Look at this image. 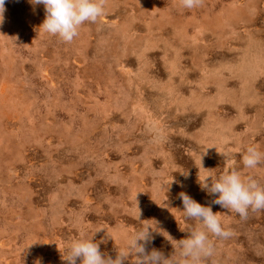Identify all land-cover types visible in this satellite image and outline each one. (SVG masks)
Segmentation results:
<instances>
[{
    "label": "rangeland",
    "instance_id": "374dc122",
    "mask_svg": "<svg viewBox=\"0 0 264 264\" xmlns=\"http://www.w3.org/2000/svg\"><path fill=\"white\" fill-rule=\"evenodd\" d=\"M101 2L104 15L65 43L40 28L43 5L5 0L0 264H67L62 251L81 237L115 258L142 221L161 231L147 250L171 256L165 236L195 226L181 192L233 233L210 236L200 264H264V211L241 218L199 185L233 170L264 186V163L241 159L249 146L264 154V0Z\"/></svg>",
    "mask_w": 264,
    "mask_h": 264
},
{
    "label": "clouds",
    "instance_id": "9594fccd",
    "mask_svg": "<svg viewBox=\"0 0 264 264\" xmlns=\"http://www.w3.org/2000/svg\"><path fill=\"white\" fill-rule=\"evenodd\" d=\"M33 6L43 5L45 19L41 29L51 35L58 36L63 42L71 43L79 35V28L85 22L95 23L104 15L101 0H28ZM199 0H182L183 7L191 9ZM5 0H0V16H3ZM227 156V153H223ZM242 164L246 169H255L264 163V154L255 146H249L242 154ZM185 175H187L185 173ZM211 177V181H209ZM201 190L213 196V205L230 210L241 218H247L250 211H264V186L254 177L246 178L237 171L225 170L215 177L208 172L199 174ZM183 215L195 221L188 238L175 241L170 235L165 236L175 248V252L166 257L157 249L147 250L153 240L154 232H161L158 226L151 223H140V228L126 239V247L119 248L115 258L106 257L100 251L99 244L93 239L81 237L68 244L67 254L63 251L62 259L67 264H76L77 259L82 264H125L131 256L133 264H200V261L213 256L215 248L211 237L220 240L229 239L233 233L222 222L221 213L213 212L211 206H204L187 193L181 192ZM138 217L133 216L139 220ZM150 221V220H145ZM104 229V228H101ZM99 229V230H101ZM97 230V231H99ZM107 233L113 237L110 232ZM175 241V243L173 242Z\"/></svg>",
    "mask_w": 264,
    "mask_h": 264
},
{
    "label": "bare ground",
    "instance_id": "6f19581e",
    "mask_svg": "<svg viewBox=\"0 0 264 264\" xmlns=\"http://www.w3.org/2000/svg\"><path fill=\"white\" fill-rule=\"evenodd\" d=\"M126 13V12H125ZM125 15V18H127V17H129V15H128V13H126V14H124ZM261 19V18H260ZM111 19H109V17H108V19H106V21L107 22H109ZM137 25H139V24H137ZM38 26H40V25H38ZM256 26V25H255ZM17 29V28H16ZM15 30V29H14ZM6 37V36H5ZM7 37H8V35H7ZM6 37V38H7ZM36 46V45H35ZM52 51V50H51ZM55 52V51H54ZM83 52V51H82ZM160 54V53H159ZM56 56V55H55ZM162 57V56H161ZM161 57H158V58H161ZM159 61H160V59H159ZM161 62V61H160ZM19 65V64H18ZM158 65V64H157ZM161 65V64H160ZM159 66V65H158ZM17 67V66H16ZM162 67V66H161ZM22 69V68H21ZM17 72V71H16ZM19 72V71H18ZM45 72V71H44ZM19 74V73H18ZM17 75V74H16ZM195 75V74H194ZM259 82H260V80H259ZM1 92H2V94L4 95L3 97L5 98V100H6V97H5V95L7 94V92H8V85H3V88L1 89ZM148 96V95H147ZM59 100V99H58ZM226 108V107H225ZM230 108V107H229ZM232 110V109H231ZM127 116V115H126ZM201 117V116H200ZM200 119V118H199ZM125 121V120H124ZM87 123H88V121H87ZM56 124H57V122H56ZM201 124V123H200ZM55 125V124H54ZM139 126V125H138ZM92 130V129H91ZM110 130V129H109ZM72 136H74V135H72ZM55 137V136H54ZM121 137V136H120ZM132 137V136H131ZM141 137V136H140ZM147 137V136H146ZM257 139V138H256ZM125 140V139H124ZM127 141V140H126ZM178 141V140H177ZM187 141V140H186ZM132 142V141H131ZM113 146V145H112ZM136 146V145H135ZM73 147V146H72ZM65 148H66V146H65ZM126 152V151H125ZM124 152V153H125ZM180 152L181 153H183L184 151H183V149L182 150H180ZM74 155H75V153H73ZM114 154V153H113ZM131 154V153H130ZM177 154V153H176ZM116 156V155H115ZM114 156V157H115ZM236 156V155H235ZM122 157V156H121ZM107 159V158H106ZM216 159V158H215ZM109 160V159H108ZM189 160V159H188ZM209 160H210V158H209ZM213 160V159H212ZM214 161V160H213ZM211 162V161H210ZM237 162V161H236ZM238 162H239V160H238ZM181 163V162H180ZM243 165V164H242ZM129 166V165H128ZM187 166V165H186ZM225 166V165H224ZM157 167V166H156ZM230 167V166H229ZM236 168H238V166L236 167ZM158 171V170H157ZM220 171V170H219ZM233 171V170H232ZM14 172V171H13ZM178 173V172H177ZM176 174V173H175ZM149 177V176H148ZM60 179V178H59ZM150 179V178H149ZM78 180V179H77ZM65 181V180H64ZM150 182V181H149ZM114 191V190H113ZM112 191V192H113ZM120 193V192H119ZM119 195V194H118ZM128 195V194H127ZM175 196V195H174ZM172 198V197H171ZM128 201V200H127ZM146 214V213H145ZM238 216V215H237ZM236 217V216H235ZM135 220V219H134ZM133 220V221H134Z\"/></svg>",
    "mask_w": 264,
    "mask_h": 264
}]
</instances>
